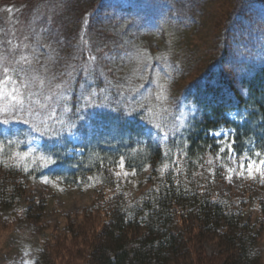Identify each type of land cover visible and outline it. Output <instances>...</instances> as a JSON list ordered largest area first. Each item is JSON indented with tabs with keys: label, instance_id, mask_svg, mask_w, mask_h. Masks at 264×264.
I'll list each match as a JSON object with an SVG mask.
<instances>
[{
	"label": "trees",
	"instance_id": "obj_1",
	"mask_svg": "<svg viewBox=\"0 0 264 264\" xmlns=\"http://www.w3.org/2000/svg\"><path fill=\"white\" fill-rule=\"evenodd\" d=\"M98 2L0 0V8L14 5L19 7L20 15L28 14L27 26L40 8L52 6L66 35L65 54L61 57L55 44L49 52L36 46L33 37L23 33L22 23L18 42L13 36L14 43H9L8 24L0 15V75L5 78L7 68L11 81L6 85L21 91V85L25 88L27 81L23 75L32 70L44 79H60L67 85L61 95L52 96L53 114L46 116V123L42 122L45 115L40 113L37 129H17L22 122L0 123V146L4 152L0 156V229L26 222L32 224L34 235L51 232L37 250L34 264H54L56 248L69 251L71 244L78 248L74 257L78 264H260L257 224L263 223L264 217L251 222L245 215V206L235 207L230 197L217 194L199 163L217 149L210 132L221 126L234 131L233 149L238 156L252 146L264 153V54L249 55L237 44L230 51L225 47L198 78L178 91L176 105L186 104L191 111L178 132L173 130L167 149L148 133L150 117L143 110L149 97L147 85H141L139 93L124 85L131 74H124L120 55L114 64L106 65L107 72H93L89 67L88 50L83 46L87 39L92 41L93 48L89 50L95 52L120 42L142 53L148 50L142 48L144 28L139 36L132 35L133 8L109 3L97 8ZM248 2H255L264 10V0H234L226 28L221 32L220 46L214 50H222L228 41L235 40L237 20L241 26L248 24V11L244 10ZM89 9L99 10L95 13V26L87 25L82 50L72 60L80 19ZM161 27L160 31L172 29L166 22ZM172 37L168 46L177 55L172 58H178L183 54V42L178 34L173 33ZM163 45L162 48L166 47L167 42ZM181 70L187 75L190 72L182 63L176 73ZM23 98L21 94V102ZM99 101L109 106L99 105ZM36 103L19 111L22 120L43 109L44 99ZM233 112L239 120L229 118ZM178 113L179 110L174 117ZM4 130H9V136L2 140ZM28 132L41 137L34 154L52 157L56 165L50 168L51 176L59 184L81 186L97 179L103 187V193H97L90 208L81 214L62 215V227L46 221L50 208L46 198L26 196V185L20 176L29 179L40 176V172L11 158L10 154L18 150L13 139L21 141L24 147L22 135ZM68 133L80 139L78 160L64 155L66 145L70 146ZM255 205L264 216V202L257 200ZM205 244L213 245L215 251L208 254Z\"/></svg>",
	"mask_w": 264,
	"mask_h": 264
},
{
	"label": "rangeland",
	"instance_id": "obj_2",
	"mask_svg": "<svg viewBox=\"0 0 264 264\" xmlns=\"http://www.w3.org/2000/svg\"><path fill=\"white\" fill-rule=\"evenodd\" d=\"M139 2L140 0H99L96 7L104 8L108 3L124 6L135 4L131 15L133 21L130 22L134 27L132 35L139 36V31L143 28L148 30L147 32L143 29L145 35L142 41V48L148 47V50H142V53L140 50L126 47L120 42L121 45L118 43L119 45L101 47L97 52L90 51L89 48H93L92 41L87 39L84 45L81 42L84 39L83 35L87 25L93 23L92 26H95L97 18V16L95 18V13L99 10L90 11L89 9L80 19V27L76 33L77 42L71 56L73 60V57H76L82 50L83 45L88 50L90 69L99 73L100 71L104 72V70L107 72L106 65L114 64L113 62L120 55V61L125 66L124 74H131L126 78L124 85L126 84L127 88L135 93L140 92L141 85H147V97H149L147 108L143 109L150 117L148 121L149 132H147L155 142L158 141L159 144L168 149L173 130L178 132V128L186 123L191 111L186 104L176 105L178 91L198 78L202 71L211 65L217 56L219 57V52L221 53L225 47H228L230 51L237 44V48L240 50L242 48L249 55L264 54V10L261 9V5L255 2L246 3L244 10L248 11V24L241 26L240 21L236 19L235 40L230 41V43L228 41L222 50H214L215 46H220L221 32L226 28V21L234 0H149L148 2L144 0ZM18 12H20L19 7L14 5L7 4L0 8V15L2 19L5 18L4 22L8 24L9 43H14L13 36L18 42V37L22 35L23 25V33L30 34L36 46H41L49 52L55 44L59 57L65 54L63 43L66 35L61 31L63 29L56 17L58 14L52 6L48 9L40 8L33 16L29 26H27L26 19L28 14L20 15ZM240 12L242 9L237 13ZM118 15L122 16V14ZM117 17L115 16L116 19ZM232 17L235 15L233 14ZM164 22L168 23L172 29L160 31L162 29L161 24ZM173 33L180 35L183 42V54L178 58H172L177 55H174L172 47L168 46L172 41ZM164 42H167V46L162 48ZM233 43L235 44L233 45ZM21 49L25 51V48L21 47ZM124 54L126 56H123ZM181 63L186 70L190 71L188 75L184 73V70H181L180 74L179 72L176 73L180 69ZM42 76L33 70L26 76L23 75V79L27 81L25 88L24 85H21V91L19 88L6 85V83L0 85L4 92H11L13 88L16 89L15 99L11 96H0V123L8 124L7 120L8 122H22L25 125H18L16 128H28L30 131L31 128L37 129L40 126L38 125L40 124V113L45 115L42 122L46 123V116L53 114L51 111L54 105L52 96L61 95L67 89V85L62 83L60 79L49 81ZM3 79L0 75V80ZM46 86L48 87L47 90ZM21 94L24 95L22 102ZM40 99H44L43 109L35 111L25 121L22 120V112L19 111L25 106H36V102H39ZM19 102L21 104L17 105ZM97 103H101L99 105L104 103L106 107L109 106L104 101ZM178 110V115L174 117ZM229 118L234 121L239 120L236 112L230 113ZM233 134L234 131L225 126L210 132L217 149L210 151L200 163L198 162L199 169L207 174L208 180L214 185L217 194L230 197L234 201L235 207L241 209L245 206L246 217L250 218L251 222L256 223V220L264 217L259 211V207L255 205L257 200L264 202V166L260 164V161L264 160V153L252 146L241 156H238L233 149ZM6 136H9V130L2 132L1 139L4 140ZM22 136L26 145L22 147L21 141L13 139L18 150L10 154L11 158L14 162L25 163L28 167L37 168L40 172V176H32L29 179L20 176L21 182L26 185V196L29 199L37 200L46 198L50 204L45 215L46 221L62 227L64 226L62 215L81 214L93 205L97 193L100 192V195L103 193L101 182L97 179H91L81 186L59 184L58 180L51 176L50 168L54 169L56 165L52 157L49 154H34L42 141L41 137H34L29 132ZM69 143L70 146L66 145L67 149H64L67 153L64 154L65 157L80 159V139L70 133L67 144ZM22 149H24L23 153ZM2 154L4 152L0 146V156ZM5 155L8 156L9 154ZM247 162H254L251 173L246 167L241 168V164ZM119 174L125 175V173ZM257 229L260 230L258 240V248L261 254L260 264H264V221L257 224ZM50 234V231H45L34 235L32 224L26 222L18 223L8 229H0V264H34L37 250ZM69 242L71 243V241ZM205 249L208 254L215 251V247L209 244H205ZM77 252L78 248L72 244L69 245V251L63 247L56 248V255L53 258L54 264H78L77 261H74Z\"/></svg>",
	"mask_w": 264,
	"mask_h": 264
},
{
	"label": "snow or ice",
	"instance_id": "obj_3",
	"mask_svg": "<svg viewBox=\"0 0 264 264\" xmlns=\"http://www.w3.org/2000/svg\"><path fill=\"white\" fill-rule=\"evenodd\" d=\"M24 60L25 63H29V61L27 60V57H23L22 58ZM5 72V78L3 80H0V85H4L6 82L10 83V78L8 77L7 73H8V69L6 68L4 70ZM15 93H16V89L13 88L11 90V92H4L2 88H0V96H11L13 99H15ZM261 166H264V160L260 161ZM248 170L249 173L252 172L253 167H254V162H247L246 164L242 163L241 164V168H245ZM257 171H259V169H256Z\"/></svg>",
	"mask_w": 264,
	"mask_h": 264
}]
</instances>
